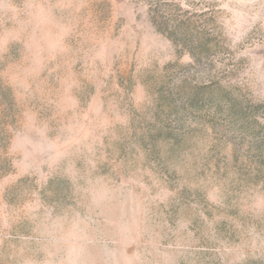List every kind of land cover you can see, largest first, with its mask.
I'll return each mask as SVG.
<instances>
[{
  "label": "rangeland",
  "instance_id": "rangeland-1",
  "mask_svg": "<svg viewBox=\"0 0 264 264\" xmlns=\"http://www.w3.org/2000/svg\"><path fill=\"white\" fill-rule=\"evenodd\" d=\"M0 264H264V0H0Z\"/></svg>",
  "mask_w": 264,
  "mask_h": 264
}]
</instances>
